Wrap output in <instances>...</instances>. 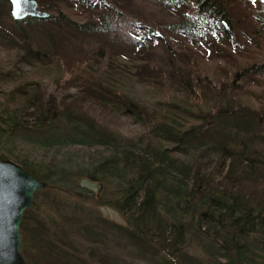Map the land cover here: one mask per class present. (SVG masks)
Masks as SVG:
<instances>
[{"label": "trees", "instance_id": "16d2710c", "mask_svg": "<svg viewBox=\"0 0 264 264\" xmlns=\"http://www.w3.org/2000/svg\"><path fill=\"white\" fill-rule=\"evenodd\" d=\"M37 1L48 17L16 20L10 0H0L9 25L0 27V45L14 67L0 58V79L13 69L24 77L0 101V127L64 122L82 133L75 142L87 152L84 175L113 183L116 196L107 202L125 216L118 223L91 214L83 228L93 236L106 230L154 264H181L189 232L209 240L217 264H264V62L255 49L228 48L264 46L260 0ZM170 36L186 39L185 49L172 51ZM191 38L212 40L224 63L210 71ZM162 40L158 54L153 42ZM125 42L133 55L122 56ZM25 66L54 71L52 84L27 77ZM137 85L159 98L146 99ZM124 117L142 129L138 136L120 131ZM14 161L49 183L35 197L53 189L55 165ZM31 211L24 240L43 231L34 240L53 263L75 264L61 245L66 231L49 236Z\"/></svg>", "mask_w": 264, "mask_h": 264}, {"label": "rangeland", "instance_id": "374dc122", "mask_svg": "<svg viewBox=\"0 0 264 264\" xmlns=\"http://www.w3.org/2000/svg\"><path fill=\"white\" fill-rule=\"evenodd\" d=\"M256 3L264 8L263 0L257 1ZM128 10L131 12L130 9ZM94 16L96 17L97 15ZM142 18L145 17L142 16ZM145 19L154 22L149 17ZM161 20L162 22H166L164 17ZM148 21L147 23H149ZM8 26L6 22L0 19V27L8 28ZM156 27L160 28L159 26ZM197 30L199 31V28ZM157 31L156 29V33ZM157 36L160 37L161 34L157 33ZM181 36L185 37L184 34ZM169 40L172 51L180 52L182 51L181 49H185L186 44L184 40L186 39L181 40L170 36ZM191 40L194 41L193 45L199 50L200 54L206 57L205 61L210 71H213L218 64L224 63L223 58H218L217 55H213V50H216L217 46L213 44L212 40L209 38L202 41L201 38H191ZM162 42L163 40L160 43L153 42L156 48L155 51L158 54ZM257 44L254 46L252 43L235 42L232 45L229 44L228 48L231 49L232 47V50L242 53L255 49L259 52L257 55L259 59L262 57L260 60L264 62V46L260 43ZM120 48L125 53L122 56L125 57L126 54L133 55L132 46L129 43H122ZM177 56L182 58L181 54H177ZM2 57L5 59L6 67L14 68L7 60L9 58L7 51L0 45V58ZM124 57L122 58L126 60ZM239 58H242V56H239ZM24 69L29 78H42L49 85L53 82L52 79L55 76L54 71L49 75H45L43 74L46 70L45 68L38 67L35 69L25 66ZM17 73V70L13 69L12 75L5 76L4 80L0 79V101L4 100L5 94L11 91L21 79H24L22 76H16ZM258 79L264 83V76ZM52 87L50 86V88ZM255 88L258 90L260 85L255 86ZM136 91L137 93L140 92L146 99L155 100L159 98L152 90L146 89L143 91L139 85H137ZM122 119L123 124L120 127V131L124 135L134 137L141 133L142 129L133 121L132 117H124ZM2 126L0 128L4 129H0L1 154L10 156L13 158L10 159L12 161L16 158L20 160L27 159V161L36 164L40 168L42 167L40 166L41 164L45 165L49 163L58 168L53 175V182L50 183L53 189L48 194L40 193L35 197L34 205L31 207V214L40 219L46 225V228H49V236H61L62 231H66L65 240H63L65 241V245H61L73 253L76 260L75 264H154L147 257L137 256L135 250L129 244L106 232V230H102L96 236H93L95 234L83 228L85 221L89 222L87 220H89L88 217L90 218L91 214L118 223H125V216L115 207L113 202H107L108 199L116 196L117 188L113 183L100 178L94 180L103 183L100 196L97 195V192L89 191L87 193L81 187L80 180L86 177L84 172L88 163L86 161L87 152L84 145L75 142L82 136L80 131H75L64 122H59L56 125L43 129H27L20 126L14 129L8 126V124H3ZM30 232L27 233L28 235L25 240L22 235L21 250L26 264H55L44 252L47 249L45 245L42 246L41 243H37L34 240L35 236L37 238H43L47 234L43 233V231L37 234L35 232L33 234L32 231ZM187 237L188 240L185 243V252L187 253H182L178 258L181 264L219 263L208 252V239L194 236L192 232H189ZM254 242L261 246L258 240ZM40 246L41 248H39ZM103 259L104 263L102 262Z\"/></svg>", "mask_w": 264, "mask_h": 264}, {"label": "water", "instance_id": "95a60500", "mask_svg": "<svg viewBox=\"0 0 264 264\" xmlns=\"http://www.w3.org/2000/svg\"><path fill=\"white\" fill-rule=\"evenodd\" d=\"M11 13L16 20L28 16L48 17L37 0H10ZM227 32L235 37L225 25ZM80 185L100 193L103 183L83 177ZM48 183L10 159H0V264H26L22 255L21 225L25 211L34 205L35 193L47 189Z\"/></svg>", "mask_w": 264, "mask_h": 264}]
</instances>
